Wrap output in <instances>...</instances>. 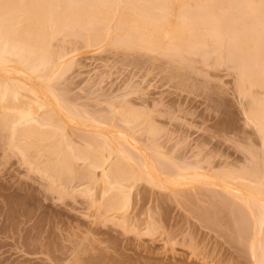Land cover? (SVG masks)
I'll return each mask as SVG.
<instances>
[{
    "label": "rangeland",
    "instance_id": "374dc122",
    "mask_svg": "<svg viewBox=\"0 0 264 264\" xmlns=\"http://www.w3.org/2000/svg\"><path fill=\"white\" fill-rule=\"evenodd\" d=\"M226 8L232 10L233 5ZM132 37L125 35L121 39L123 43L117 44L113 36V40L88 47L87 37L79 32L58 35L51 42V49L55 54L58 51L66 55L58 62L63 63L60 65L63 70L56 66L59 58L55 60L54 55L50 60L55 61L57 72L47 68L46 75L53 76L55 72L50 87H45L48 91L41 90L38 87L41 81L34 77L25 74L17 77V73H12L39 90L46 101L65 108L59 116L49 117L48 107L37 111L31 106L37 111H33L35 117L41 115L42 120L47 118L45 121L49 117L48 123L40 126L42 130L61 125L68 144L78 151H87L85 159L79 157L74 162L76 170L85 172L94 165L96 156L107 153L100 148L104 141L101 133L113 138L115 133L122 132L131 140L137 139L138 150L145 153L148 164L158 168L157 171L164 169L168 177L175 169L173 164L188 161V164L194 162L192 165L202 164L205 170L209 166L206 171L201 169L202 172L215 174V178L222 176L231 184L242 182V178L236 181L235 177L247 175L255 168L263 177L255 181L264 182V131L249 117L251 97L262 101L264 90L248 86L242 89L247 84L240 81L236 62L225 54L221 58L222 53L218 57L221 54L212 45L209 46L214 50L200 46L202 49L198 48L195 55L185 54L180 60L167 51L135 48L130 44ZM49 89L58 98L56 104L51 95L49 98ZM22 105L30 108L28 102ZM127 108L139 113L137 125L121 120ZM68 109L75 117L67 113L75 119L65 116ZM43 112L47 117L43 118ZM25 125V119L16 121V129ZM150 126L154 131L147 133ZM6 128L0 130V264H253L260 260L251 258L248 248L254 236L263 239L260 243L264 245V222L262 228L258 227L260 231L257 227V232L252 230L253 220L244 214L247 209L238 199L239 191L227 194L219 186L212 188L198 182L192 186L166 184L162 188L145 180L128 182L133 189L126 191L127 182L120 181V187L115 185L114 177L105 180L111 181L110 185L103 182L100 167H91L88 171L94 173L90 177L56 179L50 176L55 171L41 170L48 157L39 154L40 157L37 146H29L27 154L20 151L31 139L16 133L12 136ZM89 138L99 148L92 150L86 143ZM53 141L54 138L48 142L53 144ZM122 166L131 168L128 162ZM160 173L158 177L165 181L166 175ZM248 180L243 183L256 185ZM219 192L226 194L222 196ZM112 202L117 207H111ZM231 203L243 208L240 211L245 210L241 213L246 218L236 220L237 217L231 216L228 222L230 217L224 214L227 211L230 216ZM243 219L251 224L239 226ZM243 226L250 227L251 230H246L252 233L247 236ZM239 227L243 228L244 241L237 238ZM263 256L264 251L261 257L264 262Z\"/></svg>",
    "mask_w": 264,
    "mask_h": 264
},
{
    "label": "bare ground",
    "instance_id": "6f19581e",
    "mask_svg": "<svg viewBox=\"0 0 264 264\" xmlns=\"http://www.w3.org/2000/svg\"><path fill=\"white\" fill-rule=\"evenodd\" d=\"M229 5H233L232 10H229L231 8H226L229 7ZM66 32H79L85 35L87 37L86 42L88 47H92L110 38H112V40L115 38L114 42L116 41L117 44H121L124 41L121 42L122 37L124 38L125 35L132 34V40L129 42L135 48H142L147 51L151 50L150 52L159 51L165 53L167 51L166 53L170 52L174 54H171L172 56L176 57L177 55L179 58L185 54L195 55L194 53L198 48H201L200 46H204L203 48L205 49L211 48L209 45H212L215 50L213 47L211 50L215 52L217 50L220 54H223L222 56V54L219 55L217 53L219 55H217L218 57L222 56L221 58L224 59L225 54L227 57L231 58V61L238 62L237 64L235 63V65L240 73V81L242 84H247L246 86H242L241 84L242 89L246 87L244 89L246 90L248 86V88L259 87L264 90V0H0V130L2 129L3 131V128L7 129L6 127H8L12 136L16 133V136L31 139V142L24 143L25 145L21 146L22 148L20 151L22 153L27 154L31 147L37 146L38 155L41 154V156L48 157V161L45 162L47 164L44 166L41 165V170L46 173L51 170L55 171V174H51L50 176L56 179L62 177V180L63 178H65L64 180H73L74 178H80V175H83V177H90L93 171L91 170L92 172L90 174L88 170L92 169L91 167H100V177L104 179L103 182H107L105 180H107L108 177H114L117 183L115 185H118V187H120V181L129 184L128 182L145 180V182H149L151 185H159L158 187L162 186V188H165L167 185L171 187L178 186L180 183H183L184 186H189L198 182V184L219 186L223 188V191L227 194H231L233 190L239 191L240 196H238V199L247 209V212L245 210L242 211H245V216L249 214V216L252 217L250 220H253L251 221L253 223L250 225V220L243 219L244 221H248H239L238 225L250 223V227L253 226L252 230H256L255 232H257L255 227H261L264 222V182H260L262 180L259 182L258 180L255 181V178L258 179L257 177H261V175L255 171V168L254 170H252L253 168L249 169L252 171H249L247 175L240 174L241 176L234 177L235 180L238 178L237 180L239 181V178H242L243 181L248 178L249 182H255L257 186L244 184L243 181L231 184L228 182V179L222 176L215 178L216 176L213 177L215 174L210 175L211 173L207 174V172H202V170L206 171L209 166H207L206 170L202 169L201 166L203 165L200 162L201 166L197 164L192 165L194 162L188 164V161H183L182 165L181 163H178L179 165L173 164L175 167V172L174 170L172 171L174 175L172 174L171 177H168L165 173L167 171L164 169L157 171V167V169H155V167H152V164H148L147 161L149 160L148 158L146 159L145 153L143 152L144 154H142V151L140 150V152L138 150V145L136 143L137 139L135 140L133 138L135 141L133 139L131 140L126 134L117 132L115 133L116 137L114 136L113 138H110L108 134L105 135L101 133L100 136L103 137L104 141L100 144V148L102 150H107V153L96 156L93 161V166L88 162L91 167L87 166L85 168L88 169L89 167V169L85 171L86 173L84 169L83 171L80 170V172L77 171L78 169L76 170L74 162H76L79 157L85 159L86 157L83 156L86 155L85 153L87 151H78V149H74L70 145V142L68 144V137L64 134V128H60L62 127L61 125L58 126V128L52 129L42 130V127L40 128L43 123L45 124L49 120V117L54 116L53 114L59 116V114L64 113L63 111H65V108L56 104L58 98L55 99V95L51 94L52 90L49 89L51 92H49L48 95L49 98L51 95L52 100L53 98L55 99L53 103L56 105L46 101L39 90L36 91L32 89L29 85L24 83V81L15 77H18L20 74L24 76L25 74L29 76L28 78L34 77L38 81L40 80L41 83L38 87L41 90H45V87H50V83H52L51 80H53L55 76V72L53 76L46 75V71L49 69L53 72L55 66L53 65L55 61L52 63L50 60H53L52 57L55 55V60L56 57L59 58V61L56 60V66L58 65L61 68L62 66L60 65L63 64H60L62 62L61 58L66 55V53H63L65 55L59 54L58 51H56L57 54H55V50L53 51L51 49L53 46L51 42L55 37ZM205 51L209 52L210 50L208 51V49H206ZM180 60L182 59L180 58ZM216 61H218L217 58ZM219 61L221 60L219 59ZM251 61H253V64H255V61L256 64L257 62L258 64L254 66ZM58 62L60 63L58 64ZM49 63H51V65ZM61 69L63 70V68ZM49 70L47 72H49ZM13 71L17 73L15 76L12 74ZM26 76L22 78H27ZM45 91H48V89ZM249 95L250 94H248V96ZM23 97L28 98L29 101H25ZM251 99L252 104L249 108V117L256 120L258 127L262 128L261 130L264 131V96L261 98V103L259 100L253 99V97H251ZM25 102H28L30 108L26 109L22 105V103L24 104ZM31 106L36 109H43L45 106L46 108L48 107V111L50 112V114H48L47 111V114L50 115L48 120L45 121L47 119L45 118L47 117L46 111L43 112L45 113L43 116L45 122L42 120L41 115L38 117L36 115V118L34 116L35 114H33L35 109L32 110ZM67 112H70L75 117L74 113L69 111V109L66 111L67 115L65 116L71 115ZM138 114L139 113L131 109L126 110V112L122 114L121 120L124 123L135 126L138 124ZM40 116L42 122L38 120ZM71 116L67 118H72L73 116ZM74 117L72 120L75 119ZM22 119H25L26 125L23 128L16 129L18 127L16 126V121ZM95 121L97 120L95 119ZM95 121L93 120V122ZM73 122L74 121H72V124H74ZM52 123L49 121V124ZM153 131L154 129L150 126L147 133ZM127 134L129 135V132ZM152 134L153 133H151V135ZM64 135L67 140H65ZM129 136L131 137V135ZM53 138V144H50L48 141ZM89 139L90 140L87 141L84 140L91 146L92 150L97 147L99 148L94 139ZM29 146L31 147L28 148ZM160 153L161 152H159V154ZM159 154L158 156H161ZM49 156H55V158L50 159ZM124 162L130 163L131 168L123 167L122 163L124 164ZM153 164L155 165L154 162ZM211 169L209 168L208 170ZM212 170L210 172H212ZM158 172L161 175L164 173L168 178L165 176V181H161L162 179H160V176L158 177ZM86 174H89V176ZM226 177L230 178L229 175ZM260 179H263V177ZM107 183L110 185L111 181ZM131 184H129V187L127 186L128 188L125 189L126 191L127 189L131 191ZM133 187L135 186L133 185ZM214 190L212 193H214ZM217 191L218 190H216V194H218ZM125 193L128 194L127 192ZM216 194H212V196ZM220 194L223 196L222 193ZM216 197L218 198L219 196ZM223 198L224 197H222V199ZM216 201L217 200H215V202ZM115 203L112 204L113 206L111 207L116 206ZM123 205L124 203L122 206ZM236 205L237 206H234L232 203L229 205L231 207L229 208L230 216L227 215V209L224 210L226 211L224 215L230 217L228 222L233 218L231 216H234V218L237 217L236 220L241 217L240 220H242L243 215L240 209L243 208H239L240 206H238V204ZM225 206L227 207V205ZM218 209L220 211V208ZM214 212V214L217 215L216 211ZM245 216H243V218H246ZM214 221L212 222L214 223ZM218 223H220L219 220ZM243 227L247 232V236L252 233V231H250L251 233L249 234L248 230H251L250 227L249 229L246 226ZM239 228H237L239 229L237 238L239 237V240H243L244 231L243 228L242 230L241 227ZM234 230L236 232V229ZM258 231H260V228H258ZM259 234L261 235V233ZM251 240V242L250 240L248 241L250 242L248 249L252 256L251 258H255V260L257 257L260 258V260H258L259 262L254 261L255 263L253 262V264H263L264 262L261 257L262 251L264 250L261 249V247L263 248L264 245L260 243L263 242V239H260V241L254 236ZM257 240H259V242ZM260 245L262 246L260 247Z\"/></svg>",
    "mask_w": 264,
    "mask_h": 264
}]
</instances>
